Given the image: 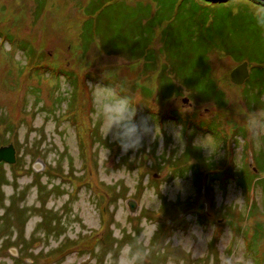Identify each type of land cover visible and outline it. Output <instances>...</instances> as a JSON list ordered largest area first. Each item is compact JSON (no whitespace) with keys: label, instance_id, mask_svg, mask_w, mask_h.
<instances>
[{"label":"rangeland","instance_id":"obj_1","mask_svg":"<svg viewBox=\"0 0 264 264\" xmlns=\"http://www.w3.org/2000/svg\"><path fill=\"white\" fill-rule=\"evenodd\" d=\"M151 1L124 0L127 5L113 13L112 17L119 24L131 21L133 16L140 19L150 11L143 3L150 4ZM156 1L165 17L175 18V27L170 32L174 40L184 36L197 22L211 16L203 15L199 5L219 12H223V7H229L226 21L237 22L227 21V30L235 29L230 31V39H222L217 51L222 49L230 54L241 48L248 50V44L241 42L248 38L255 43L251 51L255 59L259 58L258 53L264 52V28L254 22L251 15L254 4L250 0H223L221 3ZM88 2L47 0L44 10L35 20L33 0H0V32L9 31L18 40H31L35 53L50 57L55 53L59 61L56 68L72 72L78 90L82 88L85 73L74 67V50L79 43V24L84 19L81 9ZM136 3H141L144 11L135 9L139 6H133ZM128 7L132 10H126ZM156 9L152 5L150 13L153 14ZM109 28L120 41L123 34H127L114 25ZM159 33L160 29H157V39L152 44L155 49L162 44ZM0 41V146H16L18 161L15 167L4 163L0 166V173L6 181L0 183V264H105V253H117L124 240L140 232L150 234L148 247L151 251L143 264H258L247 253L243 232L234 233L226 221L230 220V216L238 217L237 227L240 230L251 226L254 220L264 225V216L260 215H255L254 219L244 224L249 196L264 215V189L261 188L264 144L257 145L251 138L253 150H248L244 138L239 135L232 137L234 144L227 161L231 162L233 171L246 176L247 165L258 171L257 184H251L250 175H247L249 181L246 179V184L250 190L246 191L232 175L226 180H219L222 175H217L213 181L206 177L199 179L195 161L191 160L189 166H185L183 159H179L183 152L178 154L180 144L172 134L174 128H182L184 151L189 133L193 130L191 125L199 119L213 117L223 126L225 121L231 123L229 126H242L243 113L251 109L245 105L241 93L243 89L248 90L244 88V83H232L230 73L244 61L236 63L230 56L221 53H211L208 57L214 84L224 94L222 101L226 104L220 106L222 110L210 102L212 100L207 92H202L204 100H199L195 96L190 97L189 91L183 89L181 95L170 98L162 105L152 94L147 99L149 109L156 111L171 106L177 113L194 121L184 124L166 121L161 124L152 120L144 108H136L138 117H149L159 126L161 136L155 141L146 139L141 149L125 154L110 136L103 142L100 121L93 116L90 81L86 82L89 92L85 98L86 116L76 122L73 111L77 114L79 107L80 112L82 110L81 92L76 90L77 97L72 96L75 89L71 80L60 76L54 84L53 80L46 78L47 75L38 80L18 77L16 70L24 68L29 61L28 56L12 48L2 36ZM68 45L73 47L70 51ZM47 60L50 61L49 58ZM64 60L74 66L67 67ZM103 62L115 64L119 84L129 85V80L137 78L140 88L149 90L154 84V77L149 80L140 72L142 63L126 68L128 63L124 59L104 57ZM5 72L8 74L5 75ZM92 73L95 72L91 70L88 75ZM151 91L154 93V90ZM71 97L72 107L69 104ZM133 97L139 103L141 97L135 93ZM185 98L189 99L188 103H184ZM261 98L264 101V96ZM214 140L211 134L197 131L190 142L198 146L205 161L202 160V163H208V168L219 167L228 154L226 148L216 147ZM3 141L4 144H1ZM258 155L260 158L255 161ZM175 164L179 165L177 172L171 168ZM187 167L191 171H184ZM196 183L199 189L201 187L202 196L197 202L190 200L188 206L184 200L196 198ZM163 197L174 202L179 199L195 210L182 212L179 216L181 222L174 232L154 241L152 237L161 220L158 211ZM130 199L136 203L133 213L126 205ZM210 202L214 211L220 210L216 217L213 210L208 211ZM200 205L204 206L205 217L195 214ZM221 213L227 215L225 220L220 219ZM3 226L7 230L3 231ZM119 233H123L124 240L119 239ZM261 252L257 261L263 264L264 241Z\"/></svg>","mask_w":264,"mask_h":264},{"label":"trees","instance_id":"obj_2","mask_svg":"<svg viewBox=\"0 0 264 264\" xmlns=\"http://www.w3.org/2000/svg\"><path fill=\"white\" fill-rule=\"evenodd\" d=\"M33 1V13L34 19L36 20L44 10L47 0ZM181 1V3H183L186 0ZM200 1L221 3L223 0ZM250 1L255 2V0ZM140 4L141 3H136L133 6L139 5L136 6L135 9H143ZM143 4H147L146 6L150 8L148 15H145L140 19H136V17L133 16L131 21H125L120 24L115 22L116 19L112 17V14L117 13L122 7L127 5L125 4L124 0H89V2L81 9L84 19L79 24V43L75 46L74 50L76 57L74 63L76 65L74 66L73 63L70 64L69 61L64 60V62L67 64V67L71 68L74 66L77 71L85 73L84 83L81 86L82 88L78 89L79 92H81L79 99L82 101V110L80 112V107L78 108V112H80L79 114L78 112L76 114L75 111H73V114L76 115L74 116L76 122H78L79 119H83V116H86L85 98L89 94L87 91L88 89L86 82L90 81L92 84L99 83L103 85H109L110 83L119 84L120 82V80L116 81V77L118 75L115 72V64H105L103 62L104 57L124 59L128 63L125 65L126 68L130 65L142 63L140 72L149 77V80L153 77L155 78L153 86L149 87L150 91L140 88L141 85L137 81L138 78L134 79L133 81L129 80V85L126 83L125 85H120L123 86L127 93L129 91L131 92L129 95L133 96L135 93L141 97L139 103L137 102L135 104V108H144L148 113H150L152 120L161 122V124L166 121L184 124L186 121L192 122L194 120L188 119L185 115L177 113L171 106L161 108L156 111L149 109L146 104L148 101L147 99L151 98L152 94H155L154 96L156 97L154 99L162 105L170 98H174L176 95H181V91L183 89L185 91H189L190 97L195 96L199 98V100H204V98L201 97V93L203 92L204 94V92H207L210 94V100H212L210 102L217 105L218 109L222 110L220 106H225L226 102L222 101L224 99V94L219 88L216 87L213 81L208 59L211 53H221L223 55H228L236 63L242 61L247 62L249 77L244 82V88L246 87L248 91L243 89V92L241 93L242 99L245 100V105L248 107V109L264 111V101L261 98L264 96V52L258 53L259 58L255 59L254 54L251 52L255 47V43L248 38L241 40V42L248 44V50L241 48L228 54L222 49L219 51L216 49L222 39L225 40L231 38L230 31L235 29L232 28L227 30V21H235V24L237 22V20L226 21V19L229 17V7H223V12H219V10L217 11L214 9L211 11L207 8H204L202 5H199L198 8L203 13V15L211 16H208L206 19L197 22L192 29L185 33L184 36L174 40L170 32L173 29L175 18L172 16L165 17L163 15L162 7L159 6V3L156 0L151 1L150 4H148V2ZM152 5H155L157 8L153 14L150 13ZM146 6L145 8H148ZM126 10L132 9L128 7ZM111 25L120 28L123 33H127L126 35L123 34L121 41L118 36L111 32L109 28ZM232 25L233 23H231V26ZM157 29H160L159 36L161 40L160 43L162 44L160 48L155 49L152 44L157 39ZM1 36L4 40L8 41V44L12 48L19 49L28 56L27 58L29 61L25 63L24 68L16 70V75L18 77H27L29 80L36 78L38 80L39 77L47 75L46 78L49 77V79L54 81V84H57V79L60 78V76H65L67 79L71 80L72 85H74L75 90L72 93V96H76L77 87L75 85V76L72 72L69 73L70 71L62 67L58 69L56 68V66L59 65V61L56 58L55 53H53L51 57L45 56V54L42 53H35L31 45V40H18L14 38L9 31L0 32V38ZM115 40H118V42H115ZM71 48H73L72 45H68V51H70ZM76 52H78V55H76ZM47 58H49L50 61H48ZM51 58H53V60ZM159 61L161 62L160 64ZM91 70H93L95 73H92L90 76L88 73L91 72ZM6 74H8V72H5V75ZM105 76H107L109 80L105 79ZM14 86L15 85L12 87ZM151 90H154V93H152L153 91ZM71 103L72 97L69 101L70 107H72ZM77 116H79V118ZM1 117L2 114H0V118ZM224 123L225 124L223 126L220 121L212 117L207 120L199 119L195 124L191 125L193 130H191L189 133V137L186 141V147L179 159H183V164L185 166L186 164L189 166L190 161L194 160V163L197 165L199 179L201 178V180L204 179L203 177H206L207 179L209 178V180L213 181V179H217V175L223 176L222 178H219V180H226L229 175H232L239 186L248 191L250 189L248 188V184H246V179L249 181L247 175H250L249 182L251 184H257L258 180H256V176L258 171L255 170L252 165L251 167L250 165H247L248 168L246 169L248 172H246V176H242L238 174L239 171H233L231 162L228 163L227 158L228 156L231 157L229 153L234 144L232 137H238L239 135L241 138H244L245 144L247 147H249L248 150H253L251 147L252 142L250 143L251 138L248 137L246 133H244L242 126L236 127L234 124L233 126H229L228 124L231 123L227 121ZM87 130L96 132L94 129ZM197 131L203 134H211V136L215 139L214 141L217 143L216 147L220 146L224 150L225 148L227 149L228 154L219 167L216 166V168H208V163L207 165L202 163L203 159L200 156V150L198 146H194L193 143H190ZM1 144H4V141ZM14 148L17 152L16 146H14ZM258 158H260L259 155L255 158V161H257ZM175 162L176 160L174 163ZM206 162L208 161L206 160ZM17 164L18 161H16V164L11 167H15ZM262 164L264 166V162H262ZM1 165L3 164H0V166ZM171 168L172 171L174 170L177 172L179 165L175 164L174 166H171ZM187 169L191 171V169L188 167L185 168L184 171ZM3 178L4 175L0 173L1 184L6 182ZM262 181L263 186L261 188L264 189V176ZM195 187L197 191L196 198L184 200V203H187L188 206L190 200H195L197 202L199 197L202 196L201 187L199 189L197 183ZM207 188L211 193L212 190L210 187H208V185ZM161 202V207H159L158 211L161 216V220L158 223V230L156 229L153 234L152 239H154V241H157L162 237H168L174 232L176 225L181 222V218H179V216L182 214V212L195 210L194 207H187L179 199L174 202L163 197ZM210 205V209H208L209 212L213 210V204H211V202ZM199 209L200 210H198V212L195 214L198 213L197 215L205 217L206 212L204 211V206L200 205ZM218 213L220 214V210L214 211V217H216ZM255 215L264 216L262 211L258 210L255 204H253L252 197L249 196L244 224H246L249 219H254ZM226 216L227 215L225 213H221L220 219L225 220ZM241 216L242 215L240 214L239 217ZM226 222V224L234 233L240 231L243 232L241 234L242 237H244L243 239L245 241L247 253L253 257L255 263L261 264L260 261H257V255L259 252L262 254L261 243L264 241V225L261 224L259 220H254L251 226L240 230L238 229V217L230 216V220ZM5 230H7V228L3 226V231ZM61 245H64V243Z\"/></svg>","mask_w":264,"mask_h":264},{"label":"clouds","instance_id":"obj_3","mask_svg":"<svg viewBox=\"0 0 264 264\" xmlns=\"http://www.w3.org/2000/svg\"><path fill=\"white\" fill-rule=\"evenodd\" d=\"M251 15L254 22L264 28V0H255ZM109 80L107 76L104 77ZM93 116L100 121L103 142L109 136L123 153L138 151L146 139L155 141L161 136V129L149 117H138L136 102L120 84H91L89 86ZM242 128L257 145L264 144V111L250 110L243 113ZM174 139L180 144L183 152V130H172ZM105 146V145H104ZM106 148V147H105ZM108 150V148H106ZM164 185L162 186V188ZM158 230V225H157ZM149 235L144 232L133 233L132 238L124 240L123 233L119 239L124 240L117 253H105V264H143L151 249L148 247ZM99 251V249H98Z\"/></svg>","mask_w":264,"mask_h":264},{"label":"water","instance_id":"obj_4","mask_svg":"<svg viewBox=\"0 0 264 264\" xmlns=\"http://www.w3.org/2000/svg\"><path fill=\"white\" fill-rule=\"evenodd\" d=\"M248 76L249 72L246 61L236 66L230 73V79L232 83L236 85L242 84L248 78ZM183 101L184 103H187L188 99L185 98ZM0 163H6L9 165L15 163V150L12 144L0 147ZM126 203L129 212L133 213L136 207L135 202L128 200Z\"/></svg>","mask_w":264,"mask_h":264}]
</instances>
